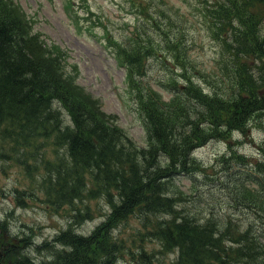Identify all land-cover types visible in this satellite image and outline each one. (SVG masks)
Returning a JSON list of instances; mask_svg holds the SVG:
<instances>
[{"label":"trees","instance_id":"trees-1","mask_svg":"<svg viewBox=\"0 0 264 264\" xmlns=\"http://www.w3.org/2000/svg\"><path fill=\"white\" fill-rule=\"evenodd\" d=\"M199 1L206 36L185 23L180 35L172 34L166 28L170 11L155 16L142 9L158 26L157 40L139 41L136 28L128 44L108 40L118 62L130 65L129 82L142 99L137 111L147 144L139 146L105 119L95 101L68 89L60 63L27 13L14 0H0V125L11 127L3 130L19 142L47 129L64 142L44 186L56 200L77 202L96 190L111 202L91 230L62 231L52 260L41 264H118L129 245L116 230L132 216L144 228L140 239L157 240L177 255V264H264V136L254 145V162L239 153L242 141L235 139L260 127L257 118L264 114V0ZM206 39L210 63L203 67L189 54L204 51ZM152 62L168 67L156 82L149 80ZM138 79L162 86L172 98L150 86L141 92ZM62 112L68 113L67 123ZM220 139L238 144L222 160V174H213L195 151ZM65 151L68 159L60 156ZM181 176L196 185L191 195L177 187ZM226 202L232 213L225 211ZM73 211L75 218L90 213L87 207ZM24 234L23 250H13L10 259L7 253L12 264H36L28 253L31 233ZM132 244L137 247L136 238Z\"/></svg>","mask_w":264,"mask_h":264},{"label":"rangeland","instance_id":"rangeland-1","mask_svg":"<svg viewBox=\"0 0 264 264\" xmlns=\"http://www.w3.org/2000/svg\"><path fill=\"white\" fill-rule=\"evenodd\" d=\"M16 1L26 10L36 30L42 33L41 39L52 49L54 61L60 63L61 67L58 68L65 78L64 82L69 85L68 89L76 92L79 97L88 96L95 101L110 124L122 128L129 135L130 142L132 139L137 145L145 146L147 134L144 121L142 116L137 114L138 90L135 85L127 82L125 69L117 61L115 52L108 44L109 39L115 46L121 42L128 44V39H132L129 35L138 25H141L140 30L136 29L139 41H144V36L157 40L159 36H153V26L143 22L141 15L137 14L138 9L142 8V0H14V6ZM174 1L180 6V10L176 12V16H171L172 21L176 23L166 25L172 34H181V23H185L189 29H204L200 12L191 4L194 0ZM148 5L155 8L157 14L164 13L163 9L167 7L165 0H149ZM208 43L209 40L206 39L204 51L196 49L189 54L203 67L210 63L211 50L207 46ZM160 68L161 65L157 68L152 62L149 71L158 73ZM163 73L164 71H161L158 75ZM207 77L215 80L217 74L210 73ZM135 81L139 83L141 92L149 85L139 79ZM163 96L167 100L170 98V94L164 91ZM60 115L63 122L69 121L67 112ZM257 119L261 122L260 129L250 130L244 138L236 134L235 139H262L264 114ZM4 128L11 127H6L5 123L0 125V224L8 236L10 245L11 237L16 240L20 238L22 243L23 231L27 228L33 229L31 236L35 246L32 254L39 262L49 257L54 249L53 245H43L46 240L52 243L61 230H90L104 218L109 206L96 190L88 192V197L83 195L86 202L78 200L62 203L44 188L46 176L57 166V151L65 150L64 142L58 140L51 129H47L35 139L19 142L11 130H3ZM30 137L31 135H27V138ZM237 144V141L214 140L203 149L195 151V156L211 163L208 169L214 173L216 163L222 161V158L226 157V151ZM243 150L249 152L251 148L243 147ZM60 156L67 158L66 151L60 153ZM219 171L220 169L217 174ZM176 184L187 196L192 194L196 186L191 184L188 177L178 178ZM36 187L38 188L34 189ZM75 207H81V210L87 207L90 213L82 212L79 218H75ZM226 208L227 212L233 210L227 202ZM119 224L121 225L116 234L129 245V248H125L119 264H177V255L162 250L157 240L140 239L138 233L144 231V228L138 218L131 217ZM135 238L136 248L132 244ZM38 244L43 246L37 247ZM20 247L21 244H18L16 250Z\"/></svg>","mask_w":264,"mask_h":264},{"label":"water","instance_id":"water-1","mask_svg":"<svg viewBox=\"0 0 264 264\" xmlns=\"http://www.w3.org/2000/svg\"><path fill=\"white\" fill-rule=\"evenodd\" d=\"M1 254H2V253H1V250H0V256H1ZM0 264H3V263L0 261Z\"/></svg>","mask_w":264,"mask_h":264}]
</instances>
